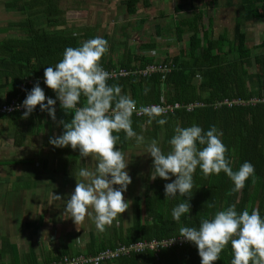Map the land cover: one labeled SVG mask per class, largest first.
<instances>
[{
  "label": "trees",
  "instance_id": "trees-1",
  "mask_svg": "<svg viewBox=\"0 0 264 264\" xmlns=\"http://www.w3.org/2000/svg\"><path fill=\"white\" fill-rule=\"evenodd\" d=\"M219 1L221 0H200V4L210 6L216 11ZM37 2L45 6L42 11L46 16L44 22L50 27L57 26L59 15L63 14L58 9V0ZM137 3L138 0L124 2L127 14L136 13ZM243 4L236 7V24L231 37L225 30L214 37L213 18L208 17L206 24L203 23L202 11L198 9L190 15L191 17H183L179 22L180 35L184 31L189 33L187 49H182L177 55L160 62L162 66L168 67L169 72L154 73L148 77L130 74L123 78L109 79L108 84L119 85L122 94L135 100L136 106L179 103L185 107L188 104H201L191 112L181 108L172 114L158 117L157 119L167 120L162 126L155 120L149 124V117L137 118L132 115V128L137 135L160 142L161 150L168 153L169 141L177 127L184 128L196 124L206 132L215 126L223 133L221 139L228 150L226 158L231 161L233 171H238L244 162H250L255 169L256 183L253 184L249 178L242 190L232 193L234 185L223 172L205 179L198 166L193 175L190 212L177 222L171 215L172 209L187 197L177 196L165 200L164 185L168 182L157 177L150 181L142 197L133 198L132 223L129 228L122 229L119 216L107 232L89 233V239L80 251L72 252L67 246L55 254L49 253L43 259L44 264L64 257H94L105 250H115L119 246H129L137 242L150 243L179 238L180 227L198 229L202 219H212L215 212L225 210L233 204L238 214L244 209H248L250 214L252 209H259L261 218H264V101L254 102L255 99H264V38L261 44L251 48L247 44L251 41L252 34L243 33L240 29V22L264 20V0H243ZM5 6L9 11L24 12L26 15L24 21L15 25L26 32V38H10L0 42V78L3 76L5 81L12 83V93L7 102L18 96L24 101L38 81L46 99L56 100V120L53 121L47 111L42 112L40 107H36L27 119H21L24 112L0 114V117L16 120L14 144L18 147L23 146L26 138L36 137L45 129H50L47 142L52 147L53 154L60 156L56 171L63 176H72L78 160L82 159L79 157V151H73L70 147H53L49 140L52 138V127L58 131V136L62 135L63 126L59 121L70 122L73 114H65L56 94L40 80L44 79L46 67H54L62 60L66 48L79 47L82 42L96 36L88 30L47 32L36 29L33 15L26 14L31 9V3L12 0L5 3ZM103 39L108 43V37L104 36ZM112 49L113 45L108 44L107 52L111 53ZM253 50L260 51L253 53ZM106 56L107 53L100 61L106 70L123 68L125 71H135L139 66L160 65L153 57L148 56L131 55L118 61L112 57L107 59ZM139 60L144 66L135 65L134 62ZM83 104L84 97H81V104L78 106ZM113 134L119 136L116 147L122 152L126 151L132 140L127 139L123 132ZM198 147L202 148L199 145ZM213 202L215 207L209 208L208 204ZM232 258L229 243L215 264H231ZM27 260V264H36V258L31 252ZM103 264H201V260L196 246L186 242L171 247H159L157 251H132Z\"/></svg>",
  "mask_w": 264,
  "mask_h": 264
},
{
  "label": "clouds",
  "instance_id": "clouds-1",
  "mask_svg": "<svg viewBox=\"0 0 264 264\" xmlns=\"http://www.w3.org/2000/svg\"><path fill=\"white\" fill-rule=\"evenodd\" d=\"M107 51V41L95 37L82 42L79 47L66 48L62 60L44 70L45 85L56 94L65 114H73L70 122L59 121L63 134L50 138L49 143L56 148L78 150L80 158L93 162L91 168L79 169L81 179H76L74 192L64 202L63 216L65 220L71 219L77 230L86 217H92L100 233L105 232L130 206L123 196L131 183L126 171L129 162L116 147L119 136L113 133L123 132L127 139H135L138 145L145 143L143 135H137L132 128L136 101L122 94L119 85L108 84L111 74L100 63ZM81 97H84V104L78 106ZM45 100V93L37 81L21 105L24 108L21 119H27L39 105L40 110L47 111L55 121L56 100L48 98L47 103ZM165 111L158 105L139 108L140 113L149 117V124L155 120L161 126L167 120L157 118ZM222 136L215 126L204 132L193 124L175 129L168 153L161 150L155 139L147 144L146 153L153 162L150 179L159 177L167 181L175 177L164 185L165 200L187 197L172 209L175 221L179 222L190 212L193 175L198 166L205 179L223 172L234 185L232 193L242 190L249 178L256 183L255 169L250 162H244L238 171H233L231 161L226 158L228 150ZM53 198L62 201L59 195H53ZM208 207L214 208V202ZM178 237L196 246L201 264H215L229 243L233 256L231 264H264V218H261L259 209H252L251 214L244 209L238 214L233 204L215 212L212 219H202L198 229L180 227ZM174 242L175 238L169 245Z\"/></svg>",
  "mask_w": 264,
  "mask_h": 264
},
{
  "label": "crops",
  "instance_id": "crops-1",
  "mask_svg": "<svg viewBox=\"0 0 264 264\" xmlns=\"http://www.w3.org/2000/svg\"><path fill=\"white\" fill-rule=\"evenodd\" d=\"M12 0H0V42L5 39H23L26 38V32L22 31L17 25L18 23L24 21L26 15L24 12L18 11H9L6 9L5 3L10 2ZM24 3H31V9L27 11V15H33V21L36 29H43L47 32L49 31H75L81 32L84 30L92 31L94 36L96 37H108V44L113 45L115 42L119 43L118 37L119 33H122V29L124 30L125 39L123 43L120 45L124 48L122 49L121 55L124 58L128 56H157L160 54L163 58H168L169 56H175L182 49L186 48L188 40L183 42L181 47L177 48V52L174 55L166 56L167 53H161L159 51L158 43L147 40L145 43H142L139 47L133 44V37L131 35L134 33L132 29L128 30L125 27H118L112 31L111 24H107L104 28L102 24L93 23L92 26L80 27L83 25V22L79 19L78 15L80 9V5H78L74 10L76 21H73V27L67 24V14L68 10L65 9V5L60 0L58 2V9L63 12L62 15H59L58 25L55 27H50L46 24L45 14L42 11L45 9L44 4L41 5L37 2V0H22ZM85 0H81L80 3H83ZM99 4V7H103L101 12L103 13H127L125 9L119 8V6L111 2L112 0H90ZM127 0H125L126 2ZM232 2V1H231ZM242 6L243 0H235V6ZM2 3V4H1ZM85 3V2H84ZM114 3V4H113ZM147 3V5L145 4ZM200 3V0H199ZM229 3V2H228ZM168 5L164 0H158L155 6H160L163 8V5ZM231 4V3H230ZM229 4V5H230ZM85 5V4H82ZM201 5V4H200ZM105 6V7H104ZM202 6V5H201ZM218 9L216 11L212 10L209 6H202V8H194L197 12L200 9L203 12L209 9L210 11H214L212 16L214 17L213 21L217 20L218 13H224L226 10V6L223 4L218 5ZM237 6V7H238ZM91 8V5L89 6ZM179 4L176 5L175 10L178 9ZM137 11L133 15L127 14L130 18H135L138 14L141 13H153L154 5L147 0H138L136 5ZM191 8V4L189 6ZM180 9V8H179ZM98 11V10H97ZM161 11V12H160ZM159 16L165 17V14L160 9ZM231 11V10H230ZM190 12V13H189ZM188 13H171L167 15L169 18L167 19V26L160 25L162 24V19L154 20L153 18H149L147 16H142L139 21V25L134 29L138 31L139 36L145 34H151L154 30L155 36L154 39L159 38V41H184V33L180 35V27L178 17H191L190 15L194 13L191 10ZM195 12V13H196ZM229 12V11H226ZM2 13L11 14V16L16 15V20H12L7 23L5 26L2 25ZM203 15V13H202ZM18 16V18H17ZM211 16V17H212ZM154 17V16H152ZM87 19V18H86ZM176 19V20H175ZM172 20V24L169 25V21ZM159 23H158V22ZM231 21V20H230ZM86 22V20L84 21ZM154 22L155 28L151 29L150 23ZM253 22H240V29L244 33L246 32L247 27H251ZM236 22H234L233 30ZM248 24V25H247ZM264 24V20L260 22H256L253 27L252 32L258 28L257 26H262ZM160 26V27H158ZM213 27H215V22L213 23ZM212 27V30H214ZM111 30V31H110ZM228 33V29L221 30L220 34L223 31ZM20 32L19 36H10L9 33ZM250 31V32H251ZM249 34H253V33ZM6 34H8L6 36ZM173 34L175 36H173ZM214 34V32H213ZM110 35V36H108ZM180 35V36H179ZM219 35V34H218ZM228 35L231 37L233 35V31ZM148 36V35H147ZM173 36V37H172ZM177 39H176V38ZM149 38V36L147 37ZM188 38V36H187ZM127 41L131 42L129 45L131 47L128 48ZM118 44V46H120ZM126 47V48H125ZM134 48V51L131 49ZM187 49V48H186ZM110 50V49H109ZM114 46L112 52H107V59L112 57V53L114 51ZM120 54H117L119 57ZM155 61L156 58L154 57ZM159 62V61H158ZM156 65V64H152ZM122 70H125L121 68ZM169 70V69H168ZM133 71V70H126ZM136 71V70H135ZM2 78V79H1ZM0 78V107L4 105L15 103H23L18 97L12 98L9 102H7L10 93H12L11 85L12 83L8 80L5 81L4 77ZM8 83V84H7ZM23 89V86H21ZM60 103V101H58ZM39 107V106H37ZM17 112L24 111H13L11 113H1V115H11ZM147 118V117H146ZM17 128V122L14 119H8L6 117H0V264H27L28 254L33 253L36 258V264H44L45 257L48 256L49 253L55 254L58 251L64 250L67 246L71 249L72 252L80 251L81 247L77 246V234L81 230L76 231L75 233H69V229L67 230L68 219L65 220L63 216L65 203H62L66 200V198L70 199L72 193L74 192L76 179L79 181L81 178L78 176V162L86 160L80 159L78 160L74 174L72 176H63L58 174L56 171L60 156H56L53 154L52 147L47 142V135L49 130L46 129L38 134L36 137L26 138L23 142L22 147L15 146L14 144V135L15 130ZM52 138L58 137V131L52 127L51 130ZM161 135V134H160ZM34 136V135H33ZM145 139V138H144ZM134 139H132L130 146L134 147L136 144L133 143ZM145 141L150 142L151 140L145 139ZM160 143V142H159ZM127 148V149H128ZM125 152V151H124ZM36 155V156H35ZM35 158H39L36 161L41 162V168L36 167ZM62 158V157H61ZM44 163L46 165H44ZM53 195H59L61 200H54ZM59 226L61 233H58V229L53 227ZM72 234V235H71ZM81 235H78L80 237ZM72 236L74 245L71 240H68L67 237ZM89 239V234L86 242Z\"/></svg>",
  "mask_w": 264,
  "mask_h": 264
},
{
  "label": "rangeland",
  "instance_id": "rangeland-1",
  "mask_svg": "<svg viewBox=\"0 0 264 264\" xmlns=\"http://www.w3.org/2000/svg\"><path fill=\"white\" fill-rule=\"evenodd\" d=\"M81 0H63L61 1L64 5H65V9L68 10V14H67V24L71 27H73L74 25L72 24L73 21H76V16L74 10L78 5H80V9L82 11H79V13H81L80 15H78L79 19L83 22V25L80 27H85V26H92V22L96 23V24H102V26L105 28L106 25L109 23L111 24V30L113 31L116 26L118 27H125L130 30H134L132 32H134L131 37H133V41H131L133 44H131V42L129 41V43L131 45H135V46H140L142 43H145V41L147 40L148 42H150V37L151 41H154L156 43H158L159 45V51H162L161 53H167L166 56L169 55H175L177 52V48L181 47V45L183 44V42H185L186 40H188L187 36H189V33L187 31H184V41H159V38H155V33L154 30L151 32V34H143L141 36H139L138 31H135L137 29H134L135 27H137L139 25V21L141 20L142 16H147L149 18H153L155 21L158 19H162V24L163 26H167V19L169 18L167 15H170L171 13H188L191 8L194 12L195 11V7L196 8H202V6L199 3V0H165L166 3L168 4L167 6L164 4L163 8H160V6H155V4L157 3L158 0H147L149 2H151L154 5V12L153 13H141L138 14L135 18H130L127 13H103L101 12V10L103 9V7H99V4L94 2V1H90V0H85L83 1V3H80ZM98 1V0H95ZM162 1V0H161ZM164 1V0H163ZM232 1V2H231ZM58 2H60V0H58ZM85 2V3H84ZM111 2L116 3L119 8L125 9L124 7V2L125 0H112ZM229 2V3H228ZM113 3V4H114ZM231 3V4H230ZM2 4V3H1ZM85 4V5H82ZM179 4L180 9H176L175 7L176 5ZM191 4V8H189ZM218 4H223L225 5L227 8L226 10H224V13H218L217 17L218 19L215 21H213V23L215 22V27H213V32H214V37H217L218 34H220L221 30L223 29H228V33L230 34L233 31V25L235 22V16H236V7L238 6V2H237V6H235V0H221L218 2ZM230 4V5H229ZM91 5V8L89 7ZM105 7V6H104ZM220 7V6H218ZM210 8V6H209ZM160 9L162 10V12L165 14V17H160L159 13L161 12ZM211 9L213 10V8L211 7ZM98 10V11H97ZM205 9H203V23L206 24L207 22V18L212 16V13L214 11H210L209 9H207L206 11H204ZM231 10V11H230ZM160 11V12H159ZM229 11V12H226ZM190 13V12H189ZM3 16H1L2 18V25H6L7 23H9L12 20H16V15L11 16L10 13H8L6 15V13H2ZM154 16V17H152ZM215 17V16H214ZM214 17L212 16V18L214 19ZM18 18V16H17ZM87 18V19H86ZM183 17H178L177 20L182 19ZM86 20V22H84ZM176 20V19H175ZM231 20V21H230ZM158 22V21H157ZM159 23V22H158ZM256 22L252 23V26L255 25ZM172 24V20L169 21V25ZM150 27L151 29L155 28V24L154 22L150 23ZM248 25V24H247ZM247 27L246 28V33L249 35V33H251L253 30V27ZM160 27V26H158ZM258 28H256L254 31L252 32V36H251V41L248 42V46L253 48L259 44L262 43V40L264 38V24L262 26L258 25ZM110 30V31H111ZM251 31V32H250ZM8 34H6L7 36ZM10 36H19L21 35V33L18 32H13V33H9ZM128 35L127 34H122L119 33V45L121 43H123V40L125 39V36ZM149 38H147L148 36ZM110 36V35H108ZM173 36H175L173 34ZM172 36V37H173ZM176 38V37H175ZM177 39V38H176ZM128 43V41H127ZM129 43L127 44L128 48L131 47V45H129ZM117 42H115V44L113 43L114 46V51L112 53V58H114V60L116 59V61H118V59H122L123 58V54L122 53V49L124 48L123 46H118ZM126 48V47H125ZM131 51H134V48L131 49ZM260 50H253V53H258ZM117 54H120L119 57H117ZM143 57H146L143 55ZM148 57H152V56H148ZM156 58V61L159 63L161 62V59L163 58L160 54H158L157 56H154ZM153 57V58H154ZM171 57V56H169ZM137 62V61H136ZM135 63V65L139 66H144L141 62V60H139L137 63ZM171 63V62H169ZM152 65V64H151ZM149 65V66H151ZM156 66H162L161 63L160 65H156ZM145 67H137V70H143ZM147 68V67H146ZM158 74H161L162 72H157ZM141 76V75H140ZM143 77V76H142ZM123 78V77H122ZM145 140V139H144ZM133 143H135L136 145L134 147L130 146L125 152H123L125 154V159L129 162L128 167L126 169V171L128 172L129 176L131 177V183L128 185L127 190L123 193L124 199L125 201L130 202V206L129 208L122 214H120V218H121V223H122V229L125 230L126 228H129L131 226L132 223V218H131V204H132V200L134 197L139 196L142 197L144 194V190L147 187V185L150 183L151 179V172H152V158L150 157V155H148L146 153V147L147 144L149 142L145 141L144 144H137L135 139L133 141ZM158 146H159V142H158ZM36 156V155H35ZM36 159L38 160L39 158H35V164L36 167L41 168L42 163L41 162H37ZM78 169H80L81 167H85V168H91L93 166V162L90 161V159L86 158L85 162L81 161L78 162ZM175 179V177H171V179L167 180L168 183H171L173 180ZM114 187H118V186H114ZM68 200V198H66V200L64 202H66ZM62 202V203H64ZM67 227L66 229H69V233H75L76 231L81 230L82 235L80 234V231L78 232L79 234H77V246H80V249H83V247L85 246V244L87 243V237L89 233H96L97 229L95 226V222L93 220L92 217H86L85 221L79 226V230H77V226L73 223V221L71 219L67 220ZM55 229H58V233H61V230L59 231L60 227L59 226H55L53 227ZM109 229V227L106 228L107 232ZM72 235V234H71ZM78 235H81L80 237H78ZM68 240H71L73 245H74V241L72 236L67 237Z\"/></svg>",
  "mask_w": 264,
  "mask_h": 264
},
{
  "label": "built area",
  "instance_id": "built-area-1",
  "mask_svg": "<svg viewBox=\"0 0 264 264\" xmlns=\"http://www.w3.org/2000/svg\"><path fill=\"white\" fill-rule=\"evenodd\" d=\"M104 70H106V69H104ZM106 71L111 74V79H116L119 77H126L130 74L148 77L151 74H154L157 72H162L161 74H163L165 72H169L168 67L166 68L165 66H156V65H151V66L148 65L147 68L145 67L143 70H140V71L139 70L125 71L122 69L106 70ZM40 81L45 85L44 79H41ZM258 101L263 102L264 99H262V100L255 99L254 100V102H258ZM45 103H47V99L45 100ZM21 105H22L21 103H15V102L8 104V105H4V106L0 107V114L1 113H11L13 111H24V108L21 107ZM153 105H158V106H160L166 110L165 114L163 116H166L168 114H172L176 110H179L181 108H184L186 112H191L194 109V107L201 106V104H188L184 107L183 105H180L179 103L153 104ZM37 106H39V105H37ZM145 106H150V105H145ZM140 107L141 106H137V111L134 112L133 115H135L137 118L148 117L147 115L139 112ZM171 240L172 239H168V240H163L160 242H150V243L137 242V243L131 244L129 246H119L115 250H105V251L97 254L94 257H86L85 255H80V256L72 257V258L64 257L61 260L53 261V262L48 263V264H103L106 261H111V260L116 259L120 256L128 255L132 251L135 253H141V252L145 251L146 249L157 251L159 249V247H161V248L171 247L174 245H181L183 243H186V241H184L182 238L179 237V238H175V242L171 243L169 245Z\"/></svg>",
  "mask_w": 264,
  "mask_h": 264
}]
</instances>
